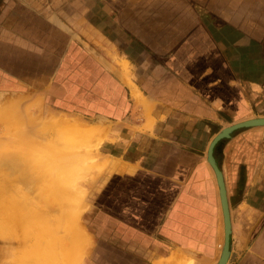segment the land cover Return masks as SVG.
<instances>
[{
    "label": "crops",
    "instance_id": "1",
    "mask_svg": "<svg viewBox=\"0 0 264 264\" xmlns=\"http://www.w3.org/2000/svg\"><path fill=\"white\" fill-rule=\"evenodd\" d=\"M8 1L0 95L107 132L112 165L90 206L97 263L184 252L218 264L226 224L209 150L224 128L264 118V0ZM214 155L226 264H264V125L233 130Z\"/></svg>",
    "mask_w": 264,
    "mask_h": 264
},
{
    "label": "bare ground",
    "instance_id": "2",
    "mask_svg": "<svg viewBox=\"0 0 264 264\" xmlns=\"http://www.w3.org/2000/svg\"><path fill=\"white\" fill-rule=\"evenodd\" d=\"M137 91H139V90H137ZM140 95H142V94H139L138 97ZM13 96H15V95H13ZM10 99L11 98H9V101L11 102ZM138 99H140V97ZM1 100H2V98H1ZM14 100H15V98H14ZM35 102H37V100ZM13 103H16V102H13ZM33 105H34V103H33ZM5 106H7V105H5ZM18 106L16 104V108H14V109L15 110L19 109L20 107H18ZM36 106H38V105L36 104ZM9 108L6 107V110L8 109V111H6L4 109L2 111V113L4 114V112H8V114H12L13 116L10 115V116H12L11 119H13L17 116L21 118L20 115L12 112L14 110L13 107L10 109ZM10 110H11V113H9ZM24 113L25 112H23L22 115L25 116L26 113L25 114ZM4 115L7 116V114H4ZM4 115L1 114L0 117H2ZM6 116H4L3 118L5 119ZM24 116H23L24 119L27 118ZM64 116H65V114H64ZM7 117H9V115ZM65 117H67V116H65ZM3 118H0V120ZM23 118H22V120H24ZM54 118H55V116H54ZM61 118L62 117H60L59 120H54V121H56L55 125H57V126L63 125L64 126L63 128H68V129H69V127L73 126L71 131L73 130L74 134L82 135V129H80V127L79 128L74 127L75 124L78 125L76 123V121L70 120V119L67 120L68 117L64 120H62ZM11 119L9 118V120H11ZM15 119H13V120L16 121ZM18 119L19 118H17V120ZM31 120H33V118ZM49 120H50V118H49ZM19 121H17V122H19ZM5 122H6L5 124H7V119ZM57 122H58V124H57ZM3 123H4V120H3ZM79 125H81V123ZM9 127H11V129L13 128L12 126H9ZM84 128L85 127H83V129ZM102 128H104V127H101V129L97 128V127H92V129H95L93 131V134H95L97 132L98 133L99 132L100 133L105 132L104 135L105 134L107 135V132L106 131L103 132L104 129H102ZM9 129H7L8 132H9ZM14 129H18V127L17 128L14 127ZM84 131H85V129H84ZM27 132H25V133H27ZM10 134H12L11 131H10ZM37 135H40V134L38 133ZM87 135H90L89 132H87L84 136L87 137ZM20 137H21V135H20ZM29 137H31V135H29ZM39 137H42V135ZM22 139L27 140V142L29 140V138L25 139L24 137ZM33 140H34V138L30 139V141L32 143H34L33 145H36L35 143L37 141L35 140L36 142H34ZM14 156L17 157L18 155L16 156V154H15ZM2 157L0 156V158H2ZM20 158L21 159L16 158V160L19 159L18 161L21 162L20 163L21 171L22 170L24 171L23 168H25V166H27V165L23 166L22 165L23 164L22 158H24V157L21 156ZM64 158L66 159L67 157H64ZM88 158L90 160L89 162H91V163H89V166H87V172H85L84 174L81 172L83 167L80 166L79 162L77 161L78 159L80 160V158L77 155H75V157L73 156L72 158L70 157V159L68 156V158L66 159L68 162L64 159L68 163V166L72 165V167H70V168L68 167L70 170L67 169L68 170L67 173L60 174V175L56 174V176H54L55 172L52 171L53 176H51V177L54 179L53 182L51 181L52 183L50 182V184H52V186H51L52 188H50V186H48V185H47L48 188H46V184L49 181L47 183L45 182L46 184L44 183L45 186L41 185V184H43L42 183L43 180H41L37 175L35 176L33 174V176H32V175H27L25 173L19 174V172L17 174H15L17 172L16 170L14 171L15 173H12L11 172L12 169L9 168V169H11V170H9L6 167L8 170V171H6V168L4 170L2 167V166H5V164L4 165L2 164V166H1V168H2L1 172L2 173H0V186H2V187L7 186V185L10 186V188H11L10 191L13 194L12 195L13 197H11V199H7L8 195L7 196H4V195L1 196V194H0L2 202L8 201V203H9V201H12V203H10L8 206L7 205H5V206L1 205V209H0L1 215L3 217V219H2L3 222L0 223V240H2V242L6 241L7 243H9L10 249H11V252H10L11 256H14V255L16 256V259L14 258L15 262H10V264H33L34 262L37 263L36 262L37 260H40V262L38 263V264H40L41 259L42 260L45 259V258H43L44 256L46 257L47 262H43V264H64L65 262L67 264H73V263L77 264V263H81L82 260H84V257L86 256L88 249L91 246L92 235L89 232H87L85 227L80 223V217H81L80 215L86 209L89 208V204L86 200L87 199L86 198V192L87 191H86L85 187L83 186V183H84V179L88 180L94 175L91 172H93L94 169H97L98 165L101 166L100 168H102V167L105 168V166H106V164H104L102 162L98 163V165H96L98 160H96L94 157H92V158L89 157V154H88ZM62 159H60L61 161H63L62 165L63 164H65V165L61 166L59 164L61 170L63 169L64 166L67 167L66 162ZM7 160L9 161V156H8ZM11 160L12 159H10V162H11ZM18 161H17V163H18ZM69 161H70V163H69ZM26 162H28V161H26ZM71 162H72V164H71ZM24 164H25V162H24ZM54 164H55V162L53 163V165ZM55 165H54V168L56 170L57 169L60 170V168L58 166H55ZM12 166H14V165H12ZM38 173L40 174V172H38ZM57 176L59 177V180H58V178H55ZM48 178H50V177H48ZM81 180H83V182ZM41 186H42V188L44 186L45 189H49V190H44V191H43V189L39 190L38 187L41 188ZM24 187H27V190H25L26 188H24ZM35 187H37V190H35ZM1 190L6 192V189H4V188ZM11 193H10L9 197L11 196ZM20 199H21V202H22V200L24 202L19 203ZM10 231H13L14 233L12 234ZM9 245H8V247H9ZM183 253L184 252H180V254H183ZM0 254L2 256H7L6 254H2V253H0ZM180 254L173 255L168 260L165 258L166 261H164L165 263L163 262V264H195L193 257H191V258H189L190 256L187 257L186 253H184L183 255H180Z\"/></svg>",
    "mask_w": 264,
    "mask_h": 264
},
{
    "label": "rangeland",
    "instance_id": "3",
    "mask_svg": "<svg viewBox=\"0 0 264 264\" xmlns=\"http://www.w3.org/2000/svg\"><path fill=\"white\" fill-rule=\"evenodd\" d=\"M8 3H9L8 0L0 1V8L2 6L7 5ZM50 4H53V1H51ZM0 97H1V95H0ZM3 97L4 96L1 97L2 100L0 98V100H1L0 101V108H1L0 113L2 115L7 114V116L9 115V117H7L6 115H4V116H6L5 119L3 118L4 116L0 117V118H3L0 120V156L4 157V158L2 157L3 159L0 158V160H1L0 161V168H1L2 164L3 165L5 164V166H2L3 169L5 170L6 167L8 169L11 168L12 170L11 169H9V170H11L12 173H15L14 171L16 170L17 172L15 174H17L19 172V174L25 173L27 175H32V176H33V174L35 176L37 175L41 180L44 181V182L42 181L43 184H41V185L45 186V184L49 181L48 182L49 184L48 183L46 184V188H48L47 185L50 186V188H52L51 187L52 184H50V182L51 181L53 182V180H54L51 177V176H53L52 171L55 172L54 176H56V174L60 175V174L67 173V171L70 170L69 168L72 167V165L68 166V163H67L68 161L66 160L68 158V156H69V159H70V157L71 158L73 156L75 157V155H77L80 158V160L78 159L77 161L79 162L80 166L83 167L81 170V172L83 174L85 172H87V166H89V163H91V162H89L90 160L88 158V154H89V157H91V158L94 157L96 160H98L96 165H98V163H101V162L106 164L105 168H103V167L100 168L101 166L98 165L97 169H94L93 172H91L94 175L88 180L84 179V183H83V186L85 187V189L87 191L86 192V198H87L86 200L89 204V208L86 209L80 215L81 216L80 217V223L85 227L87 232H89L91 234V228H90V223H89L90 211H91L90 206H92L93 199L95 198V194H96L98 188L100 187L101 183L105 179L107 169L109 168V166L112 165L111 164L112 160H110L111 158L109 157V155H107V148L104 144L106 142V137H105L104 133H102V132L98 133L96 131L97 133L94 132L95 134H93V131L95 129H92V126H90L88 123H86L82 120H79V119L75 118L74 116L65 115L68 117L67 120H69V119L74 120V121H76V123L78 125L81 123V125H79V126L75 124L74 127L75 128L80 127V129H82V135L83 136L79 135V134L78 135L74 134L73 130L71 131L73 126L69 127V129H68V128H63L64 127L63 125H61V126L55 125L56 121H54V120H59L60 117H62L61 118L62 120L67 118L64 115H61L59 113H55L52 111L42 110L40 107H39V109L35 108V110L36 109L37 110L34 112V111H32V107L31 106L29 107L27 105L26 97H23V96H18L15 98V100H12L11 102L9 101V99H6L5 97L3 98ZM13 102H16V103H13ZM16 104H17V106L19 105L18 107H20V108L15 110L14 108H16ZM5 105H7V106H5ZM6 107H8V108L13 107V109L15 111L12 109L13 110L12 112L17 113L18 115L21 116V118L16 115L17 116V117H15L16 119L13 118L16 120V121H14L13 119H11V117L13 116L12 114H8V112H4V114H3L2 111L4 109L6 110ZM6 111H8V109ZM23 112L26 113V114L24 113L25 116L22 115ZM9 113H11V110ZM10 115H12V116H10ZM23 116L27 117V118H25L26 120L23 118ZM54 116H55V118H54ZM9 118L11 120H9ZM17 118H19V119L17 120ZM22 118L24 120H22ZM30 118L31 119L33 118V120H31ZM49 118H50V120H49ZM6 119H7V124H5ZM3 120H4V123H3ZM17 121H19V122H17ZM57 124H58V122H57ZM9 126H12L13 128L11 129V127H9ZM14 127L15 128L18 127V129H14ZM83 127H85L84 128L85 131H84ZM7 129H9V132ZM10 131L12 134H10ZM25 132H27V133H25ZM83 132L85 134L87 132H89L90 135H87V137H85L84 136L85 134ZM38 133L40 135H37ZM20 135H21V137H20ZM29 135H31V137H29ZM41 135H42V137H39ZM23 137L25 139L29 138L28 142H27V140L22 139ZM32 138H34V140H33L34 142L37 141L35 143L36 145H33L34 143H32L30 141V139H32ZM15 154H16V156L18 155L19 157L18 156L15 157L14 156ZM8 156H9V161L7 160ZM21 156L24 157V158H22V161H23L22 165L23 166L27 165V166H25V168H23L24 169V171L22 170L23 172L21 171V168H20L21 162L18 161L19 159H21L20 158ZM64 157H67V158L65 159ZM16 158H19V159L16 160ZM10 159H12L11 160L12 163L10 162ZM60 159H62V160L65 159L67 161L66 162L64 160L67 164L66 165L67 167H65V166L63 167L64 170L63 169L61 170V168H60V165L61 166L65 165V164L62 165L63 161H61ZM25 160L28 161L30 164L28 162H26ZM17 161L19 164L17 163ZM24 162H25V164H24ZM54 162L56 164V165L55 164L54 165L58 166L60 168V170H58V169L56 170L54 168V165H53ZM69 163H70V161H69ZM71 164H72V162H71ZM12 165H14V166H12ZM7 168H6V171H8ZM1 170H2V168L0 169V173H2ZM38 172H40L41 175ZM48 177H50V178H48ZM55 178H58V180H59L58 176ZM81 181L83 182V180H81ZM44 186H43V188H42V186H41V188H39L40 187L39 186L38 189L39 190L43 189V191L49 190V189H45ZM3 188L6 189V192L1 190ZM24 188H26L25 190H27V187H24ZM10 189L11 188L8 185L3 186V187L0 186L1 196H3V195L7 196L8 195L7 199H11V197H13L12 196L13 194L11 193ZM35 190H37V187H35ZM10 193H11V196L9 197ZM1 200L2 199L0 197V201ZM22 202H24V201L22 200ZM22 202L20 199L19 203H22ZM0 203H1L0 204V209H1V205L2 206H5V205L8 206L10 203H12V201H9V203H8V201H3V202L1 201ZM2 219H3V217H2L1 212H0V223L3 222ZM10 232L12 234L14 233L13 231H10ZM0 244H1L0 245V253L7 255V256H2L0 254V264H10V262H15L14 258L16 259V256L14 254H13L14 256H11V253H10L11 249H10L9 243H7L6 241L2 242V240H0ZM8 245H9V247H8ZM94 246H95V241H94L93 236H92L91 246L88 249L86 256L84 257V260H82L81 263H77V264H99V263H97L96 256L94 253L95 252ZM43 258H45V259L42 260L40 258L41 259L40 264H43V262H47L46 257L44 256ZM36 262L37 263L34 262L33 264H38L40 262V260H37ZM64 264H67V263L65 262ZM73 264H75V263H73Z\"/></svg>",
    "mask_w": 264,
    "mask_h": 264
},
{
    "label": "water",
    "instance_id": "4",
    "mask_svg": "<svg viewBox=\"0 0 264 264\" xmlns=\"http://www.w3.org/2000/svg\"><path fill=\"white\" fill-rule=\"evenodd\" d=\"M264 125V118H255L251 120H246L237 124H234L230 127L224 128L213 140L210 150H209V161L212 164L213 168L215 169V172L217 174V178L219 181V185L221 188V197H222V203H223V209L225 214V224H226V238H225V245L223 249L222 257L218 264H226L229 260L230 254H231V220H230V212H229V206H228V200H227V193H226V187L225 182L223 178V173L221 169L219 168L215 155H214V147L220 141L221 139L225 137H229L233 130L245 126H259Z\"/></svg>",
    "mask_w": 264,
    "mask_h": 264
}]
</instances>
